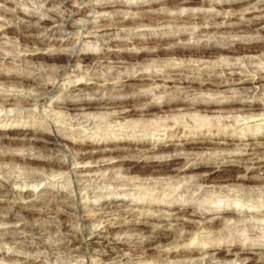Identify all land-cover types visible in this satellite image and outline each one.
<instances>
[{
  "label": "bare ground",
  "instance_id": "6f19581e",
  "mask_svg": "<svg viewBox=\"0 0 264 264\" xmlns=\"http://www.w3.org/2000/svg\"><path fill=\"white\" fill-rule=\"evenodd\" d=\"M2 1L3 7L0 8V14L2 13L7 19L14 20L15 22L12 26L5 27H2L3 25L0 24L2 27V29L0 30V60L4 61V63H13L14 66L25 65L26 63V66L28 67V64L33 63V65L29 68L23 67L22 70L18 71H6L4 68H0L1 83H12L20 87V89H18L19 92H0V112L4 111L3 114H0V119L2 121H9L14 117L15 121V119L17 117H20L22 114L32 115L35 111L40 110L41 106H46L42 115H44L45 119H47V123L46 125L44 124V126L41 128L40 126H38V128L36 129H33L31 127L25 128V124L23 123L21 127L14 128L15 133H13V131L5 130L0 132V145H3L4 143L8 145H15L17 144L15 143L16 140H20V135L25 133V135H32V137H27L26 139V142L29 144V146L38 149V154H18L15 152L0 151V173L4 176V179L0 180V196L2 194H18L16 191L11 189L10 186L11 182L15 183L16 178L15 176L13 177L11 175L10 171H8V169H13L14 167H16V165H20V167L23 168L25 167L26 170L29 169L28 171H26L27 175H25L24 177L26 179L24 184L26 185L30 183L44 182V174H50V172L54 170L58 171L59 173L68 172L70 174V178L72 179V188L67 192H65L64 190H62L61 192V194H63V197H66V199L68 198V196H65L64 194H77V191L79 189L81 191H86L87 195L93 193V191L90 190V188H92L91 186L93 185H96V188L98 187L100 189L106 188L109 185H113L114 189H116L119 185H125V182L122 179L115 178L113 174L108 173L107 176L104 175L105 171L110 170V172H113L112 168L115 166H119L120 168L128 170L131 178H140V181L147 178V176L144 177L147 174H145V172L143 171V169L147 167L156 168L155 170H158L159 172L162 171L160 174L157 173L160 176L152 177L154 180L170 179L173 184V182L177 183L180 182L179 180L185 178L187 179V177H189L192 179V182L194 181L196 184L198 183V185H203L204 183H206L208 181V178L206 177L210 176V174L214 173L215 171L226 170L229 171L231 177H227L222 180L221 184H240L243 186V188L244 186H250V190L254 187L261 188L264 186L263 131L260 133H256L254 129V132H252L251 134H247L246 136H243L241 138L238 137L237 140L240 141L241 144H243V146L245 147L244 152H247L246 155L249 156L241 154V156H234L235 158L233 160L230 159L227 161H223V159L229 157L226 153H222L221 156L219 154L220 157L217 156L215 158L209 159L204 157H197V154H202V152H200L199 150L203 149H210L213 151L228 150L229 148L227 149V147L233 139V133H231L230 131L225 132V129L224 131L220 129L218 130L217 128L200 130L201 126L203 125L201 123L195 125L192 123L194 125L193 131L188 130L189 132H186V130L184 131V127L186 126L183 127V125L180 126L178 124V126H176V128H174L173 130L171 129L170 131H167L166 138L164 139L155 138L151 140V138H146L147 135L145 136V134H141L132 138L125 137L124 141L123 139H121L118 143H107L106 139L103 141V144L105 146H111L109 151L118 153V155L116 156L117 160L110 162L101 159L103 161L99 165L95 166L94 168H87L85 166H72V164L75 163V160L87 158L95 159L99 155L105 154L106 149H102L101 145H99L98 142H94L89 139H74L71 137V135H76V132H69V128V131H65L67 128L63 127L61 124L56 125V122H63L65 120H68L70 125H72L73 121L75 122V124H79L83 121H86L88 123L90 122L91 124L93 123L95 115H92L89 110L95 108L96 106H98V104H100L99 108L102 109L101 112L110 115V117L116 119H127L129 115L139 114L140 117H142L141 119L144 120L145 118H147L145 119V121L149 120V116L158 113H164L170 116L175 115L176 113L178 115H183L184 112H191L190 114H192V112L195 111L196 114L203 113L202 115H199L201 118L205 119L208 114L212 115L218 112H230L233 109L242 112L243 114L245 113L247 114V116L251 115L252 117L257 115H264V111H261V109L264 108V101H261V99H259L261 97L259 96L258 92H255L256 88H259L260 92H264V75L261 74L263 68L261 69V67L258 68L257 66H254L250 63V65L246 63L248 67L247 70H243V68H241V71H236L233 69V66H224L223 64H221V61H207L205 57H211L215 53L211 50V46L215 45L214 41L210 42L208 40H205L202 43L198 41L185 43V36L187 35V32L182 31L183 29L181 28L176 30V32H174V34L170 36L157 37L154 33L151 32H147L143 36L138 34L139 27L141 28L144 26H149V24H154L155 26L162 28L166 26L167 22L175 21L177 26H185V24L190 21L198 22V20L202 18L209 17L207 26L195 27L197 28L198 34H202L203 32H210L213 29L217 28L221 29V27L225 25L237 28L238 31H240L241 33L243 32V34L245 35H253L254 33H257L260 36L259 38H263L261 41L259 39L252 40L251 38H236L231 42H225L221 44L220 51L218 52L220 56L237 54L239 56H237L236 58L231 57L229 58V60L231 61L241 59V63H243L245 61V58L249 57L248 54H250L249 52L252 51L255 47V43H264V0L87 1L88 3L86 4V11H106L113 8L110 10V14L108 16L111 18L110 23L109 21H107L108 24L105 23L101 26H95L97 30H95L94 32L88 31L87 33H91V35L89 36H94V39L96 40H102L115 31V25H120L121 27H124L131 32V38L136 39L135 41H131L134 45H136V49L130 51L126 50L125 52L120 54V57L123 58L122 60L124 61H121L120 64L114 65V67L138 68L142 66L143 63L141 61V54L139 53L145 50H142L143 48H141L140 45H145L152 41H155L157 43V47L156 49H150V51L148 52H152V54L157 56L159 52L165 51L166 54L171 57V60H176L177 62L172 61L167 64H162L161 66H163L164 68L158 70L152 69L149 72H132L131 74L126 71L127 73L122 76V80L121 83H119V86H121L123 90H126L127 92L121 95H117L113 99L102 98L101 100L97 101L98 99L94 100L92 97H90L86 98L84 101L77 102L70 101L69 97L75 94L80 95L82 92L90 93L93 85H84L78 84L76 82H69L68 85L63 86L60 90L61 99L53 100L55 95L54 91L55 89H57V82L62 76L71 74V72L75 71V69H73V66L72 69L65 67L74 59L93 61L90 63V65L92 67V70L94 71H97V69L101 67L100 56L92 58L91 54H93V52L89 53L88 51H85V49L75 48V45H77L78 41H84L81 38V31L84 26L88 25V28H90L91 23H96L106 17H91L88 14L81 12L79 6L71 5V3H74L72 2V0H45L46 11L48 12V16L46 18H41L36 13H27L21 9L15 8L16 6L13 2L14 0ZM170 1H172V3L175 2L176 4L175 7H173L174 10L184 9V7L178 8L179 4H182L184 6H191L194 4H209L212 6H217V10L222 11L223 8L233 7L232 4L238 1H243L244 4L248 6V8L252 9L249 10L246 7V10L244 7L243 12H241L244 18L242 21L222 25L220 16H215L211 12L205 13L203 11H200V9H197V11H195L191 7H188L185 8L186 11L185 13H183V16L175 15V18H172V16H170L171 14L169 15L168 9L154 10L149 8L158 6L160 2L169 4ZM78 2H84V0H78ZM56 3L60 4L62 10L65 9L66 12L62 13L61 10L53 8L54 6H56ZM223 5L226 6L223 7ZM254 7H260L262 9H257L256 11V8L254 9ZM76 14L82 15V20H84V23L82 25H77L70 22V17ZM231 14V17L234 19H238L240 17L238 16L239 13L234 11L233 8ZM75 26H78L80 28L79 35L76 40L72 41V46L63 53H37L35 52L37 51L35 50V48L31 51L30 47L32 48L33 46H37L46 42V35H54L58 32L59 29L69 31L70 27ZM194 29L192 30L191 34L193 33ZM11 30L19 40L18 44L16 45H8V43L1 41V39L3 37H6V35ZM40 34H43L44 36L40 37ZM175 39L181 40L180 42L182 43H179L177 41L175 42ZM171 40H173L174 42L172 41L173 43H171ZM67 41L68 38L66 39L65 44L68 43ZM58 42L59 41H57L56 38H53L52 45H55ZM124 44H128V42L124 41ZM165 44L168 45L164 46ZM19 46H21V48H19ZM9 49L16 52V54L12 55L8 53L7 51ZM26 50H30V52ZM38 59H42V61L45 63V66L47 67L41 69L39 65H35ZM63 60H66L68 63L63 64ZM195 62L196 64H194ZM240 66L242 65L240 64ZM90 75V79H94L97 82L100 79V77H96L94 73ZM228 75L230 76L229 79L227 77ZM245 76L248 78H244ZM225 82L227 84H235L237 86L236 88L234 87L231 90V96L224 95V93L223 95L221 94L222 96H220L219 98H211L207 100L202 99L203 96H207L208 98H210V96L213 94L219 95V93H222H215L214 91L221 90L220 88L226 85L224 84ZM174 84H179L182 87H180L177 91L164 93L162 95V93L165 92L166 87L174 86ZM139 85H147L149 87H144V89L136 90L135 86ZM241 86H243V91L248 89L251 90L249 92L240 91L239 88H242ZM24 88L31 89L32 91L29 93L25 91L24 93L20 92L21 90H24ZM183 88L187 89L182 90ZM107 89L108 86L106 83L100 84V86L96 88L93 95H101ZM156 91H160V93H156ZM155 96L161 98V100H150ZM188 96H191V98H188ZM245 96L248 98H253L254 103L244 104L242 100ZM48 98L51 99V101H49V105L45 104ZM16 107L20 109L19 112H15L11 115L10 113ZM49 107H52V109L47 111V108ZM99 108L97 107L96 109ZM39 114H41V110ZM53 116L55 117L54 119ZM31 121L32 120H30V122ZM168 126H175V124L169 123ZM21 140L23 141L25 139L23 138ZM109 140L110 139H108V141ZM175 141H178V143H175ZM54 145L60 146L58 148V151L61 152V154L52 157L45 156V152L50 150ZM172 145L179 146L181 147V149H191V154H194L195 156L193 158H186L184 163L182 164L178 162L180 165L177 166H174L172 164L174 160L180 158V153L175 152L174 154L172 152L173 161L169 163L165 160L162 161L160 159H157L163 156V153L170 151V147ZM73 151L74 153H79V155L71 157V155L74 154ZM70 152H72V154L69 158L68 154ZM246 161L249 164H246ZM143 162H145L147 165L141 166V163ZM9 163L10 167L7 169L6 166ZM226 164L229 165V169H220L221 165L223 166ZM251 165H256L257 169L259 171H262L263 174L260 173L259 175H253L252 172H249L250 168H252ZM244 166H246V168H243ZM135 168L138 170L142 169L144 173L139 172L138 174H133V171H129V169L132 170ZM156 171H154V173H151L155 174ZM235 172L236 174H234ZM251 181L255 182V185H249L248 183ZM79 183L81 187H79ZM105 184L108 185L105 186ZM132 185L133 184H131V186ZM251 191H253V189ZM29 192L30 191L28 190L23 193V191L20 190L19 193L25 194V196L27 197V193ZM106 193L111 192L106 190ZM39 194H50V196L31 199V201H28L24 204L17 203L14 205V208L12 210L10 208L7 215H3V217L1 216L2 218H0V220L8 222L13 218L20 216L28 219L32 218L36 213L33 207L37 205V203H44L45 200L50 202V204L48 205L50 207H48L49 210L51 209V205L55 204V202L59 200L58 194L60 193L59 191H52L51 193H49V187H46L43 192ZM100 194H103L102 191H100ZM262 197L264 198V194ZM107 201L108 200H104L103 203L85 208L82 211H84L85 215H89L91 214L92 210L94 214L97 211H104V209L109 210L111 209V207L109 205H106ZM77 203L78 198L75 201V205L66 204L65 209L57 213V225H44L34 222L23 223L20 226H15V228L0 229V237L3 241H10L11 244H14L16 246V249H22L23 254H16V256H18V259L24 260L22 264H39V262L41 261L45 262V259H53L56 261L59 260L58 264L65 262V259L75 258L78 260L79 258L84 257L85 260L87 253L89 252L87 246L92 243L85 240L84 234L86 231L87 223L85 224L82 221V212L79 210ZM150 207L153 210L157 211L166 209L167 213H164L163 211L159 214V216H153L152 213L148 215L144 214V217L148 219L141 221L142 225L148 226L147 234H145V237L147 238L144 240H141L140 237L138 238L134 236L133 232L137 229L138 224L140 223L137 224L133 221L123 220H113L106 223V225L103 227L107 230L106 232H116L121 234H114V236L106 238L104 242L98 241V243L93 246L92 250H94V253L91 256L95 257V264H114L115 262H120V259V261L117 260V258L119 257L118 254L120 252H123L122 250L125 249L124 247L130 244L133 245V253H130V255L125 259V263L128 264H165V261L169 260H173V262L175 261L177 264H216L217 262H219L218 264H234L232 262L233 260L231 259V255L236 256L237 260H239V264H264V246L253 242V240L256 239L255 237L257 236L260 237V239L263 238L262 236L264 235V229H260L259 231L258 229H256L255 233L253 234L254 237L248 236L247 241L249 240V242L245 248H240V253L234 252V250H226L222 253L219 252L217 254L209 252V247L219 246V248H221L222 245H227L230 242L233 243L235 241H238L235 238H233V240H229L228 242H225L222 239H210L209 241L200 239L201 244L196 248H193L194 246L190 245V243L180 244L181 240L187 238L186 235H188V233H197L198 229L201 228L202 223L205 220L209 219V215H215L216 213L218 214V218H221V216L225 213L233 212V215H230L229 217H227V219L234 218V223L247 220V217L253 218L254 216H256L257 219L253 222L251 221V224L255 226L264 225V209L251 212L248 209L238 208L237 210H239V212L237 213L235 211L237 213L236 214L234 212V209H236L235 207L230 210L215 207H210L207 210H197V208H191L189 205H175V202L165 203L161 201L152 203ZM1 208L2 206L0 205V210ZM77 213L79 214L77 215ZM68 216H71V220L73 221L79 220L81 228L78 229L74 228L73 226L70 227V223L66 221V217ZM171 218L176 221H180L177 222L176 225L181 230H185V234L175 235L174 247L164 249L154 247L152 245L153 242L157 240L162 242L163 237L167 236V234L162 233L160 228L155 227L158 224H152L151 220H156L159 223L165 224ZM257 221H259V223ZM230 226L231 225H229L228 227ZM56 229H59L60 231L58 238H56L55 240H48L46 238V234L53 233ZM91 231L90 233H93L95 238H97L101 232L96 231L95 229H92ZM222 235L223 233L220 234V237ZM192 241L194 240H191V242ZM239 242H243V244H246L245 240L238 241V243ZM11 246L12 245H10L9 248ZM2 253V249L0 248V254ZM84 264H87V260Z\"/></svg>",
  "mask_w": 264,
  "mask_h": 264
},
{
  "label": "rangeland",
  "instance_id": "374dc122",
  "mask_svg": "<svg viewBox=\"0 0 264 264\" xmlns=\"http://www.w3.org/2000/svg\"><path fill=\"white\" fill-rule=\"evenodd\" d=\"M11 1H13V0H11ZM87 1L88 2L89 1L97 2L99 0H84V2H80V3L78 2V0H74V1L72 0V2H74V3H71V5L79 6V9L81 10V12L86 13L91 17H97V18L106 17V18H104L103 20H99L96 23H91L90 28H88V25L84 26L82 31H81V33H82L81 38L84 41H78L77 45H75V48L85 49V51H88L89 53L93 52V54H91L92 58L100 56L101 60H102V61L100 60V66L101 67H99V69H97V71H94V70H92V67L90 65V63L93 62L91 60L83 61L81 59H74L70 63H68L66 60H63L64 61V62H62L63 64L68 63L65 66L66 68L72 69V66H73V69H75V71L71 72V74H67V75L62 76L58 80L57 87H56L57 89H55V91H54L55 95H54L53 100L61 99L60 90L62 89L63 86L68 85L69 82H76L78 84H84V85L85 84L93 85V88L91 89L90 93L82 92L80 95L75 94V95L69 97V100L72 102L84 101L86 98H90V97H92L94 100L98 99L97 101L101 100L102 98L103 99H113L115 96L121 95V94L127 92L126 90H123V88L121 86H119V83H121V80H122V76L125 73L128 72V73L132 74V72L133 73H139V72H149L152 69L158 70V69L164 68L163 66H161L162 64H167V63H170L172 61H176V60H171V57L168 54H166L165 51L159 52L157 56L152 54V52L151 53L148 52V51H150V49H156V47H157V43L155 41H152V42L147 43L145 45H140L141 48H143L142 50L147 51V52L143 51V52L139 53V54H141V61L143 63L142 66H140L138 68H135V67H129V68L128 67L127 68L126 67L125 68L119 67V68H116V67H114V65L120 64L121 61H124V60H122L123 58L120 57V54H122L126 50L130 51V50L136 49L135 48L136 45H134L131 42V41H135L136 39L131 38V35H132L131 32L128 31L127 29H125L124 27H121L120 25L119 26L115 25V27H114L115 31L111 35L103 38L102 40H96V39H94V36H89V35H91V33L90 34L87 33L88 31L94 32L95 30H97L95 28V26H101V25H104L105 23L108 24L107 21H109V23H110L111 18L108 16L110 14V10L113 8L108 9L106 11H98V10L86 11V8H87L86 4L88 3ZM131 1H135V0H131ZM214 1H221V0H214ZM13 2L16 6L15 8L21 9L27 13H36L41 18H46L48 16V12L46 11V5H45L46 1L45 0H14ZM2 5H3V1L0 0V8L3 7ZM55 5L56 6H54L53 8H55L57 10H61L62 13L66 12L65 9L62 10L60 4L56 3ZM175 5H176L175 2L172 3V1H170L169 4L168 3L164 4V3L160 2V4H158V6L149 7V8L154 9V10L155 9L156 10H167L168 9L169 15L171 14L170 16H172V18H175V15L176 16H183L184 15L183 13H185V11H186L185 8H188V7L189 8L191 7L195 11H197V9L198 10L200 9V11H203L205 13L211 12L215 16L216 15L220 16L221 17L220 21H221L222 25L237 23V22L242 21L244 18H243V15L241 12H243L244 7L246 10L248 8V6L245 5L243 1L235 2L234 4H232L233 7L223 8L222 11L217 10L218 9L217 6H215V5L212 6L209 4H204V5L194 4L191 6H184L182 4H179L178 8L184 7L183 10H181V9L174 10L173 7H175ZM225 6L226 5H223V7H225ZM232 8L234 9V11L239 13L238 16H240L241 18L239 17L238 19H234L231 17L232 16V14H231ZM255 8H256V11H257V9H259V10L262 9L260 7H254V9ZM248 9L251 10L252 8H248ZM5 18H6L5 15H3L1 13L0 14V24L3 25L2 27L12 26L14 24V22H15L14 20L7 19V18L5 19ZM205 19H206V21H205ZM208 19H209V17L202 18V19L198 20L199 23L190 21V22L186 23L185 26H183V25L177 26L175 21H169L166 23V26H164L162 28L157 27L154 24H152V25L149 24V26H144L141 28L139 27L138 28L139 29L138 34L143 36L147 32L148 33L151 32V33H154L155 36H157V37L158 36H170V35H173L174 32H176V30L181 28V29H183L182 31L187 32V35L185 36V38H186L185 43H189V42L192 43V42H197V41L202 43L205 40H208L210 42L214 41L215 45L211 46V50L215 53L211 57H205V59H207V61H210V60L212 62L221 61V64H223L224 66H227V67L233 66V69L236 71H241V68H243V70H247L248 67H247L246 63H248V64L250 63L254 66H257L258 68H260V67H261V69L263 68L261 74L264 75V43L263 42H259V43L254 44L255 47L253 48L252 51L249 52L250 53V54H248L249 57H246L245 61L243 63H241L242 62L241 59H238V60L236 59V60H231V61L229 60V58H231V57L236 58L237 56H239L237 54H229L226 56L225 55L220 56L218 53L220 51L221 44H223L225 42H231L236 38H247V39L251 38L252 40L253 39H259L260 41L263 38H259L260 36L257 33H254L253 35H251V34L245 35V34H243V32L241 33L240 31H238L237 28H234L232 26H225V25L223 27H221V29L217 28V29H213L214 31L212 30L210 32H203L202 34H198L197 28H195V27L196 26H207ZM70 22H72L73 24H77V25L81 24L82 25L84 23V20H82V15L76 14V15H74V16L72 15V17H70ZM2 27L0 25V30L2 29ZM69 29H70L69 31L68 30L64 31L62 29H59L58 32L54 35H46L45 36L46 42L43 44H39L37 46H33L32 48L30 47L31 51L35 48V50H37L35 52H37V53H39V52H43L44 54L63 53L64 51L68 50L72 46L71 45L72 41L77 39L79 32H80V28L78 26L70 27ZM193 29H194V31L191 34ZM217 31H219V32H217ZM92 35H93V33H92ZM43 36H44L43 34H40V37H43ZM53 38H56L57 41H59L55 45H52ZM67 38H68V41H67L68 43L65 44V41ZM1 41L8 43V45H10V44L16 45V44H18L19 40H18V38H16V35L13 34V31L11 30L6 35V37H3L1 39ZM124 41H127L128 44H124ZM172 41L173 40H171L170 42L173 43L174 41L175 42L177 41L179 43H182V42H180L181 40H179V39L178 40L175 39L173 42ZM167 45L168 44H165L164 46H167ZM19 48H21V46H19ZM26 51L30 52V50H26ZM7 52L12 54V55L16 54V52H14L10 49ZM168 59H169V61H168ZM173 59H175V58H173ZM191 63H192V61H191ZM26 64L20 65V66H18V65L14 66L13 63H4V61L0 60V68H2V69L4 68L6 71H9V70L18 71V70H22L23 67L29 68L30 66L33 65V63L28 64L29 65V67H28V66H26ZM194 64H196V62ZM240 64L242 66H240ZM35 65H39L41 67V69L47 67V66H45V63L42 61V59H38L37 63ZM26 68H24V69H26ZM93 73L96 77H100L98 82L94 79H90V77H91L90 74H93ZM227 77H228V79L230 78L229 75ZM244 78H248V77L245 76ZM187 80H188V78H187ZM103 83L107 84L108 89L101 95H99V94L93 95L96 88H98V86H100V84H103ZM224 84H226V85L221 87L220 88L221 90L214 91L215 93L216 92L217 93L222 92V93H219V95L213 94L210 96V98H208L207 96H203L202 99L207 100V99H211V98H219L224 93H225L224 95H227V96L230 95L231 96L232 95L231 90L234 87L236 88L237 86L235 84H232V85L227 84L226 82ZM144 87L147 88L149 86H147V85L135 86L136 90L144 89ZM180 87H182V86L179 84H174V86L166 87L165 88L166 90H165V92L162 93V95L164 93H171L173 91H177ZM241 87L242 88H239V90L243 91V86H241ZM18 89H20V87H18L15 84L1 83L0 82V92H4V91L19 92ZM185 89H187V88H183L182 90H185ZM156 90H158V89H156ZM250 90L251 89L244 90L243 92H245V91L249 92ZM24 91L29 93L32 90L24 88V90H21L20 92L24 93ZM158 92L160 93V91H156V93H158ZM255 92H258L259 96L261 97L259 99H261V101H264V92L263 91L260 92L259 88H256ZM188 98H191V96H188ZM150 100L160 101L161 98H158L155 96L154 98H151ZM49 101H51V99L48 98L45 104L49 105ZM242 101L244 104L254 103L253 98H248L246 96L243 98ZM99 105L100 104H98V106H96L95 108L89 110L92 115H95L93 123H91V124H90V122L88 123L86 121L80 122L79 124H75V122L73 121L72 125L69 124L68 120H65L63 122L62 121L56 122V125L61 124L63 127L67 128L65 131H67L69 128V130H70V131L68 130L69 132H71V131L76 132V135H73V136L71 135L72 138H74V139H77V138L89 139L91 141L98 142V144L101 145L102 149H106L105 154L99 155L95 159L94 158H90V159L87 158V159L75 160V163H73L72 166H77V167L85 166L87 168H94L95 166L99 165L103 160L110 161V162L116 161L117 160L116 156L118 155V153L114 152V151H109L111 146H105L103 144V141L106 139H107L106 140L107 143H109V142L118 143L121 139H123V141H124L125 137L132 138V137L139 136L141 134H145V136L147 135L146 138H151V140L155 139V138H163L164 139V138H166L167 131H170L171 129L173 130L174 128H176V126H178V124L180 126L183 125V127L186 126V127H184V131L186 130V132L193 131V126L195 124L201 123L204 126L202 125L200 130H205V129H209V128H211V129L217 128L218 130L220 129V130L224 131V129H225V132L230 131L231 133H233V139L231 140V142L229 143V145L227 147V149L229 148L228 150H225V151L215 150V151H213L210 149H203V150H199L200 152H202V154H197V157H204V158L209 159V158H215L217 156L220 157L222 155V153L223 154L226 153L229 157L223 159V161H227L230 159L233 160L235 158L234 156H237V155L241 156V154H245V156H249V155H246L247 152H244L245 147L243 146V144H241V142L237 140L238 137L241 138L243 136H246L247 134H251L252 132H254L253 131L254 129H255L256 133H260L262 131L264 132V115H257L254 117H252L251 115L247 116V114H245V113L243 114L242 112L236 111L235 109L231 110L232 112L230 111V112H223V113H219V112L214 113V114H212L213 116L211 114H208L206 117L207 120H206V118L204 119V118L200 117L199 114L202 115L203 113L196 114V112L194 111V112H192V114H190L191 112H187V113L184 112L185 114L184 113H183V115L181 114L182 116L178 115L177 113L175 115H170V116H168V114L158 113V114H154V115L149 116L148 117L149 120L145 121V119H147V118H145L143 120V119H141L142 117H140L139 114L129 115L127 117V119H116V118L110 117V115L101 112L102 109L99 108ZM45 107L46 106H41V108H40L41 114H39L40 110L35 111L34 114H32V115L22 114L20 117H17L15 119V121H14V117L12 119H10L9 121H2L0 119V132L5 130V131H13V133H15L14 128L21 127L23 125V123L25 124V128L31 127L33 129H36V128H38V126H40V128L43 127L44 124L46 125V123H47V121H46L47 119H45V116L42 115V113H44ZM97 107L99 109H96ZM50 109H52V107L47 108V111H49ZM19 110L20 109L18 107H16L10 114L12 115L15 112H19ZM191 111H193V110H191ZM261 111H264V108H262ZM55 112H53V113H55ZM3 113H4V111L0 112V114H3ZM53 113H51V114H53ZM220 115H222V116H220ZM54 118L55 117L53 116V119ZM181 118L182 119L184 118V119L182 120ZM42 119H44V120H42ZM30 120H32V121L30 122ZM137 120L140 122H138ZM192 120H193V122H192ZM227 122H228V124H227ZM167 123L168 124L174 123L175 126H168ZM216 132H218V131H216ZM219 132H221V131H219ZM27 137H32V135H25V133L21 134L20 140H16V142H15L17 144L8 145V144L4 143L3 145H0V151L1 152L2 151L15 152L18 154H27V153H35V154L37 153L38 154V152H37L38 149L30 147L29 144L26 142ZM23 138L25 140L22 141L21 139H23ZM108 139H110V140L108 141ZM175 143H178V141H175ZM59 147H60L59 145H54L50 150L45 152L46 153L45 156L52 157V156L60 155L61 152L58 151ZM191 151H192L191 149L190 150H186L183 148L181 149V147H179V146L172 145L170 147V151L163 153L162 154L163 156H161L160 158H157V159H160L162 161L165 160L169 163V162L173 161V155H172L173 153L174 154H175V152L180 153L179 154L180 158L177 160H174L173 164H172L174 166H177V165L184 163L186 158H188V157L193 158L195 156L194 154H191L192 153ZM73 153H74V151H73ZM71 154H72V152H70L68 154L69 158H70ZM219 154H220V156H219ZM76 155L78 156L79 153H74L71 155V157L76 156ZM101 159H103V160H101ZM108 159H111V160H108ZM98 160H101V161H98ZM178 162H180V164ZM246 164H249V163L246 161ZM145 165H147L145 162L141 163V166H145ZM6 167L8 169L10 167V163ZM16 167H14L13 169H8V171H10L11 175L13 177L15 176V178H16L15 183L11 182L10 186H11V189L16 191L18 194H7V195L2 194L0 196V200H1L0 205L2 206V208L0 210V218H2L3 215H7L10 208L12 210L14 208V205L17 203L24 204L28 201H31V199L50 196V194H48V195L47 194L46 195L45 194H39V193H42L46 187H49V193H51L52 191H59V193H60V194H58L59 200L56 201L55 204L51 205V209H49V210H48V207H49L48 205L50 204V202L45 200L44 203H37V205H35L33 207L35 209L36 213H35V215H33L32 218L28 219V218H24V217L20 216V217H15L8 222H4V221L0 220V229L15 228V226L16 227L20 226L23 223H31V222L32 223L34 222L37 224H44V225H57V222H56L57 213L59 211L65 209L66 204L67 205H73V204L75 205V201L78 198L77 206L79 207V210L82 212L81 213L82 221L85 224L87 223L86 224V231L84 234L85 240L88 242H91L92 244L87 246V249L89 252L87 253L85 260H84V257L79 258L78 260L75 258L65 259L66 261L61 263V264H84L86 262V260H87V264H95V262H96L95 257L91 256L94 253V250H92L93 246L95 244H97L98 241L104 242L106 240V238L112 237V236H114V234H117V235L121 234V233H116V232H113V233L112 232L111 233L106 232L107 230L103 228L106 225V223L111 222L113 220L114 221H122V220L123 221H133L134 223H137V224L140 223V224H138L137 229L133 231L134 236H136L138 238L140 237L141 240L146 239L147 237H145V234H147L148 226L142 225L141 221L142 220H148V219L144 216L151 214V213L153 216H157V215L159 216V214L162 213L163 211H164V213L165 212L167 213L166 209H163L161 211H157V210H153L150 207V205L152 203H155L158 201L165 202V203L175 202V205H182V204H184V206L189 205L191 208H194V209L197 208V210H202V209L207 210L210 207L230 210V209H233L235 207L236 209H234V212L236 211L238 213L239 212V210H237L238 208L239 209H241V208L248 209L251 212L264 209V198L262 197L264 194V186L261 188H258V187L251 188V190L253 189V191H251L249 188L250 186H248V187L244 186V188H243V186L240 184H238V185L221 184L222 180H224L227 177H231L229 171H226V170L215 171L214 173L210 174V176L206 177V178H208L207 179L208 181L206 183H204L203 185H198V183L196 184L194 181L192 182L191 181L192 179L189 177H187V179L186 178L181 179V180H179L180 182H177V183L173 182V184H172V181L170 179H168V180L167 179L154 180L152 177L160 176L159 174L162 171L159 172L157 170L158 171L157 172L155 170L156 168H150V167L143 169L145 174H147L144 177L147 176V178L144 180L142 179L140 181V178H138V179L137 178H131L130 174L128 173V170H126L124 168H120L119 166H115L112 168L113 172H110V170L105 171L104 175L107 176L108 173L113 174L115 176V178L122 179L125 182V185H119L116 189L113 188V185L107 186L108 184H105V186H107L106 187L107 189L106 188L100 189L98 187L96 188V185H93V186H91L92 188H90V190L93 191V193H90L87 195L86 191H81L79 189L77 191V194H64L65 196H68V198L66 199V197L65 198L63 197V194H61V192H62V190L67 192L72 188V182H71L72 179L70 178V174L68 172L59 173L58 171L54 170V171L50 172V174H44V176H45L44 182H42V183L41 182L30 183V184L26 185V184H24V182L26 180L24 177H25V175H27L26 171H28L29 169L26 170L25 167L24 168L20 167V165H16ZM225 168L229 169V165H227V164L223 165V166L221 165L220 169H225ZM243 168H246V166H244ZM243 168H241V169H243ZM129 171H133V174H138L139 172H143L142 169L138 170L136 168L132 169V170L129 169ZM135 171H137V172H135ZM154 171H156L155 174H153ZM0 172H1V170H0ZM151 172H153V173H151ZM244 172H245V170H244ZM249 172H252L253 175H257V174L259 175L260 173L263 174L262 171H259L257 169L256 165H253L252 168H250ZM157 173H159V174H157ZM234 174H236V172ZM101 175H103V174H101ZM1 179H4V176H3V174L0 173V180ZM126 182H127V185H126ZM131 184H133V185L131 186ZM248 184L249 185H255V182L251 181ZM78 185H79V187H81L80 183ZM50 188H51V190H50ZM20 190L23 191V193L28 191V190L30 192L27 193V197H26L25 194L19 193ZM106 190L110 191L111 193H106ZM100 191H102L103 194H100ZM117 191H119V192H117ZM252 194H255V195H252ZM104 200H108L106 202L107 203L106 205H109L111 207V209H109V210L104 209V211H97L95 214L93 213V210H92L91 214H89V215H85L84 211H82L85 208H89L92 206L99 205V204L103 203ZM131 213H133V214H131ZM78 214L79 213H77V215ZM230 215H233V212H227L224 215H222L221 218H218V214H216V213H215V215H209V219L205 220L202 223V226L200 229H198V232L197 233H192V232L188 233V235H186L187 238H185L184 240H181L180 244L181 243H190V245L194 246L193 248H196V247H199L201 244L200 239H203L206 241H209L210 239H217V240L222 239L223 241L228 242L229 240H233V238H235L238 241L245 240L246 244H243V242L238 243V241H235L233 243L230 242L227 245H222L221 248H219V246L209 247V252L217 254L219 252L222 253L223 251H226V250H229V251L234 250V252L240 253L241 249L245 248L249 242V240L247 241V237L248 236L254 237L253 234L255 233L256 229H258V231L260 229H264V225H255L254 226L253 224H251L254 220L257 219V217L254 215H253L254 216L253 218L247 217V220H244L242 222L239 221L238 223H234V218H228L227 219V217H229ZM71 219H72L71 216L66 217V221L68 223H70L69 224L70 227L73 226L74 228L80 229L81 224H80L79 220L73 221ZM151 222L154 225L158 224L155 227L160 228L162 233L167 234V236L163 237V239L161 238L162 242H160L158 240H157L158 242L154 241L152 244L154 247H158L160 249L161 248L164 249V248L174 247L175 246V244H174L175 235L176 234H180V235L185 234V230H183V229L181 230L176 225L177 222H180L179 220L176 221V220L171 218L165 224L159 223L156 220H154V221L151 220ZM156 222H158V223H156ZM257 222L259 223V221H257ZM229 225H231V226L228 227ZM253 228H255V229H253ZM92 229L93 230L95 229L96 231H101L100 235L97 238L94 237L93 233L92 234L90 233V231ZM59 233H60L59 229H56L53 233H47L46 238L48 240H50V239L55 240L56 238H58ZM222 233H223V235L220 237V234H222ZM206 234H209V235H206ZM205 235H206V237H205ZM262 237L263 238H261V239L258 236L255 237L256 239H254L253 242L256 244L264 246V235ZM191 240H194V241L191 242ZM10 245H12V246L9 248ZM0 248L2 249V252H3L2 254H0V264H22L23 263L24 260L18 259V256H16V254L17 255L23 254L22 249H16V246L14 244H11L10 241H3L2 238L0 237ZM124 248L125 249L122 250L123 252H120L118 254L119 257L117 258V260L120 259L121 261L119 260L120 262H115L114 264H128V263H125L126 262L125 259L130 255V253H133L132 252L133 245L130 244L128 246H125ZM91 251H92V253H91ZM19 257H21V256H19ZM33 258H34V256H33ZM231 259L233 260L232 262L234 264H239V262H238L239 260H237L235 255H231ZM38 261H39V259H38ZM62 261H64V260H62ZM58 262H59V260L56 261L53 259L52 260H48V259L46 260L45 259V262L41 261V262H39V264H58ZM218 263L219 262H217L216 264H218ZM98 264H101V263H98ZM107 264H109V263H107ZM165 264H177V263L175 261L173 262V260H171V261L169 260V261H165Z\"/></svg>",
  "mask_w": 264,
  "mask_h": 264
}]
</instances>
